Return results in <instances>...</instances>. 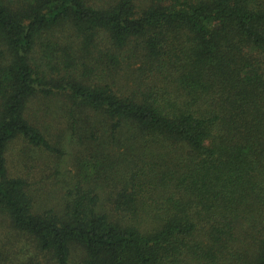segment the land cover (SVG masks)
<instances>
[{"label": "trees", "instance_id": "1", "mask_svg": "<svg viewBox=\"0 0 264 264\" xmlns=\"http://www.w3.org/2000/svg\"><path fill=\"white\" fill-rule=\"evenodd\" d=\"M0 264H264V0H0Z\"/></svg>", "mask_w": 264, "mask_h": 264}, {"label": "rangeland", "instance_id": "2", "mask_svg": "<svg viewBox=\"0 0 264 264\" xmlns=\"http://www.w3.org/2000/svg\"><path fill=\"white\" fill-rule=\"evenodd\" d=\"M20 150L17 148L13 152V156L18 155ZM70 152H73V150H70ZM72 161H73V155H69L68 157L65 158L64 163H63V168L64 169H72Z\"/></svg>", "mask_w": 264, "mask_h": 264}]
</instances>
